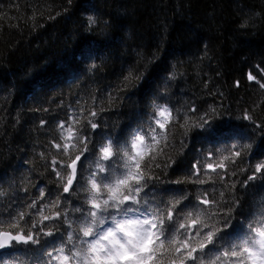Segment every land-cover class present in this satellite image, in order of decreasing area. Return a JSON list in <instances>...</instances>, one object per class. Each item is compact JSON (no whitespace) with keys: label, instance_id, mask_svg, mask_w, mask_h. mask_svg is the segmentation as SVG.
Wrapping results in <instances>:
<instances>
[{"label":"trees","instance_id":"16d2710c","mask_svg":"<svg viewBox=\"0 0 264 264\" xmlns=\"http://www.w3.org/2000/svg\"><path fill=\"white\" fill-rule=\"evenodd\" d=\"M262 69L264 0H0V218L29 211L33 200L39 208L60 197L74 221L80 214L71 209L86 207L83 188L64 194L52 171L54 157L67 160L52 146L62 143L60 123L78 118L75 127L91 137L90 149L109 137L130 145L167 106L175 119L157 157L160 179L146 198L163 208L184 193L186 211L200 206L205 190L220 201L218 210L238 199L228 240L238 239L240 221L251 222L264 205V171L255 174L264 163V88L247 78L264 83ZM93 110L95 131L87 123ZM235 151L241 155L226 170L207 168ZM98 155H89L81 184ZM169 157L176 163L165 169ZM193 165L216 182L169 183L192 178ZM31 213L25 232L39 219L36 209ZM44 224L52 237L10 248L0 264H47L68 227Z\"/></svg>","mask_w":264,"mask_h":264},{"label":"snow or ice","instance_id":"6c2138e0","mask_svg":"<svg viewBox=\"0 0 264 264\" xmlns=\"http://www.w3.org/2000/svg\"><path fill=\"white\" fill-rule=\"evenodd\" d=\"M90 23L95 21L90 18ZM247 78L264 88V83L251 73ZM97 114L93 110L89 113L91 118L87 119L93 131L99 127L94 120ZM156 117L155 126L150 127L147 133L137 132L130 145H122L109 137L98 149L95 145L92 149L88 147L92 142L90 136L79 134L75 127L80 123L78 118H73L68 126L60 123L58 127L62 143H53L52 146L58 155L67 157V160L54 157L51 160L52 171L57 183L62 185L64 194L83 188L88 194L84 201L86 207L71 209L72 213L80 214L74 221L68 211L61 209L60 197L39 208L38 200H33L27 205L29 211H20L7 220L0 218V250L20 244L37 245L41 234L54 235L53 231L44 230L49 227L44 222L60 221L67 224L66 239L62 240L59 248L48 252L47 264L53 261L55 264H264V205L253 214L251 222L240 221L243 235L229 241L228 234L237 226L233 222V213L240 207L238 199H233L227 211L218 210L220 201L215 195L209 199L205 190L199 198L200 206L186 211L180 208L188 200L184 193L163 208L153 206L152 201L146 198L150 183L160 179L154 169L161 167L156 162L157 157L164 154L161 144L167 146V126L175 119L167 106L160 107ZM246 119H251V116ZM260 148L264 149V141ZM95 151L99 153L95 167L89 172L86 184H81L84 165ZM240 155V151H235L232 156L208 164L207 168L212 172L226 170V162H234V158ZM175 163L169 157L163 167L170 168ZM193 168L189 180L169 183L216 182L210 176L201 178L197 165H193ZM262 171L264 163L255 166V174ZM255 174L248 179H257ZM217 176L221 182L224 180L219 173ZM74 184L78 187L74 188ZM2 195L3 192H0ZM44 196V189H40L39 199L43 200ZM219 196L223 200L224 193L220 192ZM32 209H36L39 219L31 223L25 232L22 223H29L25 217L31 219ZM216 217L219 219H214ZM40 225L43 227L34 232L33 229ZM56 227L58 230L59 226Z\"/></svg>","mask_w":264,"mask_h":264}]
</instances>
